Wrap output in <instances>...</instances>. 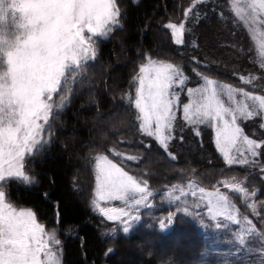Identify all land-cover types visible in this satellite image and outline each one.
<instances>
[{
	"label": "trees",
	"instance_id": "trees-1",
	"mask_svg": "<svg viewBox=\"0 0 264 264\" xmlns=\"http://www.w3.org/2000/svg\"><path fill=\"white\" fill-rule=\"evenodd\" d=\"M230 1L208 0L198 9L201 13L206 8L203 18L192 20L190 14L184 17L190 0H116L120 24L97 42L96 55L83 62L81 71L73 77L65 106L51 118L50 144L42 153L26 159L25 172L34 179L28 183L12 180L3 184L10 203L31 209L40 223L54 230L60 241L57 252L61 264H198L206 242L192 217L177 215L172 226L158 228V220L175 211V197H180L181 204L187 201L193 205L191 196L174 191L176 186L189 185L190 180L192 185L207 191H226L240 214L260 227L250 205L254 202L256 212L264 216V171H261L264 163L227 165L217 152L211 132L203 130L200 136H195L188 129L174 136L183 135L182 140L169 141L167 152L173 153V160L154 138L139 132L135 119L138 110L128 99L134 97L138 84L134 77L149 57L182 69L188 80L180 87L181 93L196 88L203 76L246 91L264 88L254 81L247 85L240 79V73L246 77L251 71L245 66L246 56L236 57L233 48L221 49L220 42L206 29L209 27L205 21L212 12L224 10ZM185 20L190 21L195 31L204 28L201 43L192 30L195 46L190 40L186 50L175 44L167 28L169 23ZM212 22L213 28H222L218 20ZM242 41L243 37L233 38V46L241 45ZM259 123L249 120L241 126L246 134L260 139L264 138V129ZM113 152L135 159L122 161ZM99 155L108 156L138 181H147L152 192L151 206L141 209L140 220L133 222L128 233L123 232L121 223L109 221L93 206L94 163ZM232 177L255 191V197L247 205L240 193L224 186L223 181ZM43 193L50 195L45 199ZM149 224L153 227H148ZM258 237H251L245 252L234 255L230 264H264L263 254L256 249L258 239L264 246V237Z\"/></svg>",
	"mask_w": 264,
	"mask_h": 264
},
{
	"label": "snow or ice",
	"instance_id": "snow-or-ice-1",
	"mask_svg": "<svg viewBox=\"0 0 264 264\" xmlns=\"http://www.w3.org/2000/svg\"><path fill=\"white\" fill-rule=\"evenodd\" d=\"M205 2L190 0L184 17L191 14L192 20L200 19L198 9ZM231 9L251 30L261 57L259 67L264 70V0H232ZM120 15L116 0H0V264H61V257L50 247V242L60 244L55 233H46L31 209L10 203L3 184L34 179L25 172L26 159L42 153L50 144V117L65 106L73 77L81 71L83 62L96 55L94 38L104 37L112 26H118ZM167 28L175 44L185 43L184 23H169ZM201 79L203 84L187 89L192 99L182 106L183 120L193 126V134L200 135L198 125L214 128L215 146L227 165L264 163L260 159L264 157V138H252L241 127L245 120L259 119L258 126L264 129V88L246 91L207 76ZM240 79L252 85L254 77L250 74ZM134 80L138 81L135 95L128 99L138 110V130L154 138L167 152L169 141L183 139V135H173L179 93L170 89L173 85L183 88L188 78L179 66L149 57L140 65ZM225 94L231 102L228 105L222 99ZM167 154L175 159L173 153ZM121 155L116 153L117 157ZM95 167L98 199L93 200V205L109 221H120L123 232L128 233L133 222L141 218V206L148 208L152 192L147 181H138L108 156H97ZM192 184L190 180L189 186ZM223 184L240 193L246 205L256 195L236 177ZM175 190L183 192V187L176 186ZM199 191L204 194L205 189ZM42 195L47 199L50 194ZM101 200H120L125 207H100ZM175 200V211L158 220L159 229L172 226L177 215L198 219L203 226V218L196 211L201 208L199 202L190 206L187 201L181 204L179 196ZM204 207L215 222L213 227H229L221 217L237 223L242 219L248 225L245 231L251 230L250 236L264 237V216L256 212L254 202L250 207L254 219L260 221L259 228L247 216H240L226 191L208 192ZM238 239L244 243L242 237Z\"/></svg>",
	"mask_w": 264,
	"mask_h": 264
},
{
	"label": "rangeland",
	"instance_id": "rangeland-1",
	"mask_svg": "<svg viewBox=\"0 0 264 264\" xmlns=\"http://www.w3.org/2000/svg\"><path fill=\"white\" fill-rule=\"evenodd\" d=\"M231 4H232V0L228 3L227 7L224 9V10H227V12L229 14H227L223 9L213 11L211 16L205 21L206 26L209 27L206 29L211 31L213 33L214 37L216 38V40L218 42H220V44L222 45L221 49H232L233 48L232 50H234V53H236L235 54L236 57L239 56V57H242L243 59H245L244 57L246 56L247 62L245 64V66H247L251 70L250 72L248 71V73H247L248 75L246 77H248L251 74L254 77V80H253L254 83L258 86L260 85V86L264 87V79H261V77H264V70H262L259 67V62L261 60V57L259 55L255 39L252 37L251 30L248 28L247 24L244 21H241L239 19V17L236 16L235 12L231 9ZM205 11H206V8L202 9V11L200 13L201 14L200 20L203 18ZM215 20H218L220 22L219 26L222 28H213L214 23L212 21H215ZM184 24L186 26V31H185V34L183 37L185 43L182 45H177V46L186 50L189 43L195 39V37L192 36V30L195 31L196 28H192L190 21L185 20ZM223 26H224V28H223ZM114 27H116V26H112L111 31ZM227 27H229V28H227ZM230 27H233V28H230ZM201 29H204V28H200V30L195 31V35H197L199 38L198 39L199 43H201L200 39L202 40ZM108 34L106 36L98 38V39L94 38V46H95L96 53H97V42L99 40L105 39L108 36ZM239 37H243V41H242L241 45H237L236 47L233 46V38L238 39ZM173 39H174V37H173ZM200 48H201V50H200ZM199 50H200L199 52L202 54V44H200ZM229 55L232 57L231 52H229ZM252 66L254 68L253 71H252ZM242 71H244V70L242 69ZM239 75L245 77V74L240 73ZM255 79H257V80H255ZM198 84H199L198 86L203 84V80L201 79L200 82H198ZM198 86H196V88ZM180 87H181L180 85H173V88L170 89V92H178L179 93V95L177 97L178 106L176 108V117L177 118H176L175 126H174L175 127L174 134H173L174 136L178 135L181 132V126H183L184 131L186 129H188L187 132H191L193 134V131H192L193 126L188 125L187 122L183 120V112H182L183 104L188 103L192 99V97H189L187 90L185 92L181 93ZM222 99L225 101L226 105L231 103L228 100V97L226 94L222 96ZM53 100H58V96H53ZM51 118L52 117H50V121H51ZM257 120L259 121V119H256V121ZM248 121L249 120H245L243 122H248ZM242 123H241V125H242ZM196 127L199 129L200 133H202L203 130H205V131L207 130V131L211 132L212 140L215 144V129L214 128L206 127L205 125H198ZM46 135H47V133H46ZM50 136H51V132H50ZM217 152H218V154H220L218 149H217ZM116 153L117 152H113V154L115 156H116ZM233 154L234 155L237 154L235 150L233 151ZM220 156L222 157V154H220ZM118 158H120L122 161H132V159H131L132 157L127 156L126 154H123V153ZM94 164L96 165V158H95ZM19 181H22V180H19ZM182 187H183V192L180 191V194H182V195L186 194V195L191 196L194 199L193 205L197 202H199L201 205V208L197 209L196 211H199L200 216L203 218V226L198 221V219L193 218V220L198 224L199 230L203 234V236L205 238V242H206V250L202 256L201 261L198 264H220V263L224 264V262H226L227 260L229 261L228 264H230V260L234 255H240L242 252L243 253L245 252V249L247 248V241L251 237H252V239H256L258 237V234L254 235V236H250L249 235V232L251 231L250 229L248 231H245V229L248 228V225L246 224V222L244 220L240 219L239 216H238V219H240L239 223H237L236 221H227V217H221V219L225 220V222H227L229 224V227H227V228H225V227H221V228L213 227L212 225L215 222L211 220V217L208 215L207 208L204 207V205L206 204L207 193L212 192V191L205 190L204 194H201V192L199 191V189L201 187H198L196 185H192V186L187 185V186H182ZM217 190H219V189H217ZM219 191L223 192L221 190H219ZM95 199H98L96 196V167H95L94 200ZM99 203H100V207L115 208V207H113L114 203L118 204L117 208L125 207L124 203L120 200H111V201L101 200V201H99ZM150 206L151 205H150V202L148 200V208ZM141 209H144V207L141 206ZM95 210L103 215V213L100 212L99 209L95 208ZM229 210H231V209H229ZM240 216H243V215L240 214ZM36 219H37V217H36ZM122 219H126V218H122ZM37 222L40 223L38 221V219H37ZM112 222L121 223L120 221H112ZM40 224L44 225L46 233H53L54 232V230L50 226L45 225L43 223H40ZM55 235H56V233H55ZM238 236L243 238L244 243L240 242V239H238ZM56 237H57V235H56ZM258 238H260V237H258ZM57 239H58V237H57ZM262 245H263V242L260 239H258L256 241V249L260 250L261 254H263V257H264V246H262ZM50 247H52L53 251L57 252L58 245H56L55 242H50ZM57 254L59 255V252H57ZM136 257L140 258L139 255H136ZM250 264H252V262Z\"/></svg>",
	"mask_w": 264,
	"mask_h": 264
}]
</instances>
